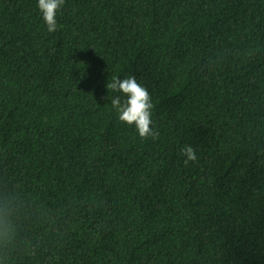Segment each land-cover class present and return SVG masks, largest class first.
Returning a JSON list of instances; mask_svg holds the SVG:
<instances>
[{"label":"trees","instance_id":"obj_1","mask_svg":"<svg viewBox=\"0 0 264 264\" xmlns=\"http://www.w3.org/2000/svg\"><path fill=\"white\" fill-rule=\"evenodd\" d=\"M56 19L0 0V264H264V0H64ZM130 75L154 136L106 101Z\"/></svg>","mask_w":264,"mask_h":264},{"label":"clouds","instance_id":"obj_2","mask_svg":"<svg viewBox=\"0 0 264 264\" xmlns=\"http://www.w3.org/2000/svg\"><path fill=\"white\" fill-rule=\"evenodd\" d=\"M63 2L64 0H37L42 22L46 25L49 33L57 29V10ZM106 88L108 89L106 101L116 111L121 122L134 126L142 138L155 135L153 128L150 127L152 123L151 109L153 107L151 95L134 75L123 79L113 78L107 82ZM109 92L117 93V95H109ZM181 153L185 158V163L197 159L196 151L190 144L182 147Z\"/></svg>","mask_w":264,"mask_h":264}]
</instances>
